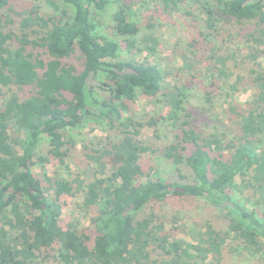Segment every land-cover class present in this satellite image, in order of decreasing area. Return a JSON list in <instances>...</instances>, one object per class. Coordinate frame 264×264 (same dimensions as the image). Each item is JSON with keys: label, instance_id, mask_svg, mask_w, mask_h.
Returning a JSON list of instances; mask_svg holds the SVG:
<instances>
[{"label": "trees", "instance_id": "1", "mask_svg": "<svg viewBox=\"0 0 264 264\" xmlns=\"http://www.w3.org/2000/svg\"><path fill=\"white\" fill-rule=\"evenodd\" d=\"M37 1L14 10L0 0V264H233L228 252L264 264V0H154L191 15L201 39L184 53L189 68L210 60L212 75L234 76L232 90L251 91L243 107L226 108L213 102L217 78L203 108L188 106L184 84L165 83L168 72L149 58L158 41L151 32L139 37L128 0ZM112 3L113 29L135 57L123 58L119 41L100 31L96 14ZM220 36L236 42L223 55ZM139 98L163 112L137 120L131 104ZM89 124L104 134L83 145L88 180L56 167L49 175L50 161L69 168L71 130ZM160 125L171 129L163 145ZM144 126L154 127L152 138ZM155 153L170 161V180L143 166L144 154ZM173 197L203 199L225 228L179 224L155 210ZM67 208L86 224L64 216Z\"/></svg>", "mask_w": 264, "mask_h": 264}, {"label": "rangeland", "instance_id": "2", "mask_svg": "<svg viewBox=\"0 0 264 264\" xmlns=\"http://www.w3.org/2000/svg\"><path fill=\"white\" fill-rule=\"evenodd\" d=\"M35 2L39 3L37 0H10V5L14 10H21L28 6H31ZM132 6L133 19L138 23L141 28L139 37L145 33L151 32L153 36L158 41L156 46V53L150 58L151 62H158L164 71L168 72L167 79L165 80L166 84L178 83L179 85L184 84L190 92V102L188 103L189 107L193 108H203L207 106L205 102V92L210 90L211 82L218 79V91L219 94L214 97V104L216 106L226 108L230 103L239 105L243 107L245 102L251 98V91L244 90L241 86H237L234 90L230 88V85L235 84L234 76H231L228 81L221 78L217 72L213 75L211 74L212 62L210 60L202 59L199 62L195 60L193 68L185 63L184 53H188L186 50L189 42L192 38L201 39L200 35L196 31H192L190 24L192 21L191 15H188L184 10L174 13H169L163 9L161 3H157L154 0H128ZM189 5V4H188ZM187 5V6H188ZM192 9L194 15H197V11L194 10L195 7H186ZM46 9V8H45ZM43 8L42 11H45ZM116 9V3H112L108 9L102 14H96L98 20L100 31L107 36L113 37L119 41L121 45V55L122 57L131 58L135 57L127 49V46L124 41V37L118 35L113 29V19L112 14ZM12 13V12H11ZM12 16L17 19L16 16ZM200 18V17H199ZM152 24V25H149ZM200 29V26H199ZM138 42L142 45L141 41ZM225 36H220L214 39L216 45V52L223 55L228 48H235L234 43H223ZM203 45V43H200ZM220 48V49H219ZM203 54L205 53L204 49H201ZM243 51H246L244 49ZM242 51V52H243ZM146 53L144 52L143 55ZM238 53V58H242ZM141 55L136 56L138 59ZM264 62V59H263ZM218 65V64H217ZM216 65V66H217ZM219 66V65H218ZM210 68V69H208ZM193 74L194 76H192ZM6 91V88L0 86V103L3 98V93ZM226 91H231L232 98L225 96ZM132 114L137 120H148L151 116H154L157 112H163L161 104L147 103L143 98L136 100L134 104H131ZM198 129L206 132V129L209 128V123L206 120L207 116L198 115L197 117ZM224 123H229L225 119ZM158 131L159 140L157 142L160 145L168 142L171 137V132L168 126H161ZM71 136L76 140V146L72 149L71 154L67 160L69 168L65 170L63 167L59 168L55 160L50 161L46 166V171L49 175H53V170L58 168V171L63 174V176L70 177L72 174H80L82 177L88 178L92 174L91 165L89 164L88 159L84 156L86 149L83 148V145H90L91 142L95 141L97 136H103L101 128H92L91 124L79 127L72 128ZM154 134V127L144 126L142 129L143 137H150ZM157 137V136H156ZM53 159V158H52ZM142 164L145 168L152 166L153 170L156 171L159 175L170 180L173 176V168L169 160L165 159L161 154H144L142 158ZM33 171L36 174L41 173L37 166L33 167ZM156 211L164 213L168 218H171L173 215H177L180 219L179 224L188 223V220H194L200 224L205 221H210L217 228H225L224 220L219 217V214L216 212V209L209 206L203 199L196 198H171L166 203L161 204L155 208ZM64 216L72 217L73 219H78L82 224H86V218L81 216V213L78 211H70L69 208L64 210ZM189 230L194 231L196 227H191ZM189 232V231H188ZM178 236L184 237L188 241H192L191 234H182L178 233ZM227 259L226 262H231L233 264H255V261H244L230 254L226 253ZM257 264V263H256Z\"/></svg>", "mask_w": 264, "mask_h": 264}]
</instances>
